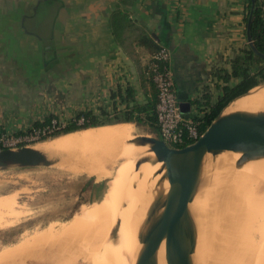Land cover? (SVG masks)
I'll use <instances>...</instances> for the list:
<instances>
[{
  "label": "rangeland",
  "instance_id": "rangeland-1",
  "mask_svg": "<svg viewBox=\"0 0 264 264\" xmlns=\"http://www.w3.org/2000/svg\"><path fill=\"white\" fill-rule=\"evenodd\" d=\"M2 3L0 0V9ZM7 12L4 8L1 9L0 14H7ZM31 13L29 12L28 15L32 18L26 20L24 28H33L44 39L43 35L51 28L50 23H53L51 20L56 14V9L46 3H41L38 10ZM7 22L6 19H0V82L4 81V84L8 86L13 85L15 104L17 105L19 101L25 108H23V114L18 112L15 114L22 119V126L13 129H0V133L23 134L34 128L35 124H41L49 117H52L56 129L73 123L77 110L73 111L72 108L67 107L65 95L51 92V86L44 82L46 69L33 66L41 64L39 60L48 62L51 59L53 52L47 50L51 44L48 42L39 44L33 38L29 39L20 35L22 33L20 30H23L21 27V25L23 26L22 18L18 17L15 21L12 19L11 23ZM22 78H28V84L32 86L38 80L43 81L45 85L40 84L41 86L38 88H31L29 94L25 91L27 96L25 95V99H20V96L24 95ZM32 92L37 95L36 98L34 95H30ZM94 117L98 122H106L108 124L105 125H111L114 121L122 119L123 116H106L96 112ZM76 123L81 124V119ZM131 128L134 132L133 137L115 143L113 149L105 157L103 155L106 152L102 153L104 150L106 151V146H99L100 149L98 146L60 149L55 144L60 136L65 135L62 134L26 145L34 146L35 149H46L54 154L60 153L55 155L60 159L58 163L50 167L0 171V264H42L40 258L49 260L48 264L55 262V264H68L75 258L73 251L76 248L72 242L69 244L73 245L67 244L70 247V252L64 251L67 246L63 244L69 241L60 237L61 230L80 209L99 202L103 198L105 185L112 177L115 168V165H112L110 170L108 168L112 172L110 178H105L108 174L106 167H110L106 166L108 155L113 150L118 152V156L125 151H131L126 146V142L135 138H158L156 132L144 124L134 123ZM98 152L102 154V159L93 160ZM233 157L234 153L223 152L216 156L207 155L204 159L200 182L190 205V215L196 237V247L191 256L194 264H264V215L262 217L256 215L259 212L264 214V173L258 171L251 174H234L233 170L238 167L237 160H234ZM138 160L140 158L136 161ZM254 161H247L245 165L247 164L246 166L249 167ZM226 170L229 171L225 172ZM97 172H101L99 174L104 172L102 179L96 177L95 173ZM223 172L227 175L224 174L226 177L221 175ZM219 173L220 178L222 177L221 180L216 179ZM232 175L237 176L235 180L232 179L234 177ZM225 183L226 187L232 186H230L231 190L229 187L228 189L223 187ZM214 186L218 189H214ZM235 188L238 189L237 193ZM227 190L231 192V195L233 194V197ZM212 192L216 195L215 197ZM207 199L212 202L210 203ZM81 206L82 208H80ZM205 206L208 208L206 209ZM170 214L173 213L170 212ZM173 216L174 214L172 218ZM34 235L41 239L53 235L51 238L54 245L50 248L55 246L51 250L53 253L49 251H39L31 255L24 253L21 245ZM110 235L111 233L107 237L110 238ZM71 246L73 247L71 248ZM69 247L67 248L69 249ZM64 252L67 253L66 256L69 254L67 256H70L69 261L66 256H63ZM72 256L73 258H71ZM64 257L67 263L63 259ZM84 262L79 258L76 260L77 264H86V261ZM162 264H164L163 261Z\"/></svg>",
  "mask_w": 264,
  "mask_h": 264
},
{
  "label": "crops",
  "instance_id": "crops-1",
  "mask_svg": "<svg viewBox=\"0 0 264 264\" xmlns=\"http://www.w3.org/2000/svg\"><path fill=\"white\" fill-rule=\"evenodd\" d=\"M2 2L1 9L8 12L0 14V19L11 23L20 17L23 24L20 35L39 44H51L47 49L53 52L51 59L39 60L41 64L33 66L46 69L44 82L51 86L52 93L65 95L68 108L77 113L123 116L112 124L127 123L123 122L124 114L129 113L139 116L156 134L157 129L147 119L151 113L136 110L155 101V89L146 76L152 45L165 48L170 54L168 68L174 91L179 104L189 105L187 116L200 114L197 107L207 100L205 96L210 103L216 101L220 95L217 84L221 82L217 76L229 71L231 60L248 48L249 0ZM12 3L15 5L10 6ZM41 3L56 9L44 39L33 28H24L26 20L32 18L29 12L37 11ZM120 19L126 20L122 27ZM116 27L119 28L117 39ZM22 82L24 95L20 99H25V91L29 94L31 88L45 85L40 80L29 85L28 78H22ZM4 83L0 82V129H13L22 126V119L15 114H23L25 107L19 101L15 104L13 85ZM129 90L127 101H122ZM30 95L37 97L34 92Z\"/></svg>",
  "mask_w": 264,
  "mask_h": 264
},
{
  "label": "bare ground",
  "instance_id": "bare-ground-1",
  "mask_svg": "<svg viewBox=\"0 0 264 264\" xmlns=\"http://www.w3.org/2000/svg\"><path fill=\"white\" fill-rule=\"evenodd\" d=\"M231 112H264V85L252 89L245 96L237 98L233 102H231L226 108V113ZM133 133V129L131 128V124L129 123L102 125L79 130L77 132L67 133L63 136H60L55 146L60 147V149L106 146V151L104 150V152L102 153L104 154L106 152L103 155V157H105L106 154L111 149H113L115 143L121 140H128L132 138ZM135 140L136 138L126 142V146H128L131 151H125L124 153H121L118 156V152L113 150L108 155V161L106 166L110 167H106L108 174L105 178H108L111 175L112 171L109 170L110 168H112V165H115V168L112 177H109L110 179L105 185L103 198L99 202H96L89 206L83 208L81 206L80 208L82 209L79 208L80 211L77 212L76 216L73 217L70 221H68L65 224V227L61 230L62 234L60 237L67 239H64L65 241H69L68 243L65 242L66 244L63 245L67 246L68 244L70 246L73 243L75 246L74 248H76L73 251L75 258L69 261L70 256L67 257L69 254L66 256L67 253L65 252L66 250L69 251L70 247L67 246L69 247V249L67 247V249L64 247L65 252L63 256L67 257V261H69V263L71 262L70 264H77L76 260L78 258L81 259L83 263H85L84 261H86V264H138L147 242L153 237L155 232L158 230L157 227L161 224H166L167 222H169V220L172 219V215L174 214L173 210L166 209L164 205L169 190V184L167 181V177L163 180L160 179V176L162 174H165L164 172L159 174V170L162 166V163L156 162L154 164H151L149 162H146L143 163L138 170L134 171L133 166L138 158H141L143 156H146L149 159L153 158V154L148 152L147 147L139 146L135 143ZM38 150L48 155H54L53 152L46 149ZM100 152H98V154ZM98 154L95 155L93 160L102 159V154ZM233 158L234 160H237L236 165L238 167V169L233 170L234 172L232 171L234 174H251L258 171L264 173L263 156H259L257 158L252 159L255 161L249 167L246 166L247 164L245 165L247 161L238 165L241 159V153H234ZM203 163L204 160L202 161V167ZM243 164L245 166H241ZM228 171L226 170L225 172ZM232 172L231 174H233ZM99 173L101 172L95 173L96 177L98 179H102L104 172L102 174ZM224 174V172L221 173L222 176H224ZM219 175L220 173L217 175L218 177L216 179L221 180L222 177L220 178L221 175ZM232 176H234L232 177L233 180H235L237 177L236 175ZM227 178L225 179L229 181ZM216 179H214L215 182H217ZM216 185L218 187V183ZM230 186L231 185L228 186L229 189ZM214 187V189H218L216 186ZM223 187H226V183ZM228 187L226 188L228 189ZM237 190L238 189H236V193ZM212 195H214L213 192ZM215 196L216 195H214V197ZM211 199L213 201V198ZM207 201L209 200L207 199ZM207 208L208 207H206V209ZM170 212L173 214L171 215ZM256 215L262 217V215L264 214L259 212ZM110 233V238H108L107 236ZM51 237L41 239L38 238L37 235H34L33 237H31V239L29 238V241H26L21 245L24 249V253H29L30 255L39 251H49L53 253L51 250L54 249L55 246L50 249L51 246L54 245L52 243L53 237ZM70 242L72 243L69 244ZM56 247L58 248V246ZM72 247L73 246H71V248ZM55 251L56 253H58L57 249H55ZM71 258H73V256ZM155 258L156 264H162V261L164 262V264H166L164 242H162V244L158 248ZM63 259H65V257ZM63 259L62 261H64ZM40 260L42 264L49 263V260H44L43 258H40ZM58 261L60 262V260Z\"/></svg>",
  "mask_w": 264,
  "mask_h": 264
},
{
  "label": "water",
  "instance_id": "water-1",
  "mask_svg": "<svg viewBox=\"0 0 264 264\" xmlns=\"http://www.w3.org/2000/svg\"><path fill=\"white\" fill-rule=\"evenodd\" d=\"M251 7L247 20L246 39L248 48L255 56L264 60L250 38V21L255 0H250ZM264 85V84H263ZM257 85L233 100L245 96ZM231 100L211 122L201 136L192 144L183 148H172L158 138L139 137L135 143L147 147L153 158L146 156L135 163V170L146 162L162 163L159 170L160 179L167 177L169 190L165 208L172 209L174 216L158 230L147 242L138 264H156V252L162 242L165 243L166 264H194L191 256L196 247V237L190 215V205L195 197L202 171V161L207 155L216 156L223 152L241 153L239 164L257 157H264V112L226 113ZM182 114H189L188 104H179ZM48 155L38 149L22 146L14 149L0 150V171L10 169H31L50 167L59 162L55 155Z\"/></svg>",
  "mask_w": 264,
  "mask_h": 264
},
{
  "label": "trees",
  "instance_id": "trees-1",
  "mask_svg": "<svg viewBox=\"0 0 264 264\" xmlns=\"http://www.w3.org/2000/svg\"><path fill=\"white\" fill-rule=\"evenodd\" d=\"M249 11L246 16V21L248 20L251 2L249 0ZM116 14H122L120 12ZM118 22L121 24L120 27L124 26L122 23H126V20L120 19ZM117 31V32H116ZM119 28H115L114 37L117 39L119 34H117ZM250 38L253 42V45L259 54L264 55V12L262 10V6L259 0H255L254 9L251 14L250 21V30H249ZM159 47L157 45H152L151 53L155 55L159 51ZM150 61V60H149ZM264 60L255 56L254 53L249 49H243L239 52V54L231 60L230 62V70L222 71L217 79L221 81L217 84V89L220 90V95L216 99L214 103H210V99L206 96L207 99L202 104L198 105L199 113L195 116V120L199 122L198 129L200 133H203L206 128L211 124V122L219 115L221 110L234 98L243 95L251 88L264 83ZM263 64V65H262ZM150 81V80H149ZM151 82V81H150ZM156 93V91H155ZM131 94L130 90L126 93V99H122V101H127L128 96ZM156 95L155 101L150 104V106L144 107H136L137 113H151L147 119H149V125L153 128H157L155 123V107H156ZM82 121L81 124H77L78 120ZM52 122V117L47 118L41 124H35L34 128H43L46 126H50ZM123 122L127 123H136L137 125L144 124L143 120L139 116H132L129 113L124 114ZM155 123V124H154ZM108 124L106 122H98L92 113L79 112L77 113L75 120L73 123L67 125L64 128H57L49 137H56L58 135L67 134L71 132H75L78 130H83L87 128L97 127ZM49 137H44L40 141H44ZM190 143H184L181 145H177V148H183Z\"/></svg>",
  "mask_w": 264,
  "mask_h": 264
},
{
  "label": "built area",
  "instance_id": "built-area-1",
  "mask_svg": "<svg viewBox=\"0 0 264 264\" xmlns=\"http://www.w3.org/2000/svg\"><path fill=\"white\" fill-rule=\"evenodd\" d=\"M264 12V0H259ZM170 54L165 48L150 58L146 67V76L156 91L155 123L157 131L165 144L172 148L184 143H194L202 133L195 116L180 112L179 103L174 91L173 80L168 68ZM55 123L43 128H31L23 134H1L0 150L14 149L49 137L55 130Z\"/></svg>",
  "mask_w": 264,
  "mask_h": 264
}]
</instances>
